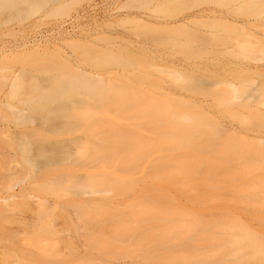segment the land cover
Returning <instances> with one entry per match:
<instances>
[{
    "label": "bare ground",
    "instance_id": "obj_1",
    "mask_svg": "<svg viewBox=\"0 0 264 264\" xmlns=\"http://www.w3.org/2000/svg\"><path fill=\"white\" fill-rule=\"evenodd\" d=\"M82 1H85L86 4L80 9V12H75L74 15L68 17L67 11ZM177 1V6L185 8L188 12L178 19H170L165 14H170L175 10V0H0V10L14 9L23 5V10L27 9L29 14L42 9L49 2H57L58 5L47 11L51 12L50 15H55L57 20L51 25L53 29L51 39L53 40H49L45 36V32L41 31L40 24L41 29L38 27V22L43 20L41 18L49 14L44 12L40 18L34 21L37 26L32 28L35 35L30 41L17 44L13 51L7 48L6 51L0 52V222H4V219L10 221L15 213L21 214L25 211L30 214V219L34 217V219L39 220L41 215L47 212L46 210L50 208H47L48 201L29 192L31 187L38 188L40 192H47L51 196L67 193L71 189L80 194H103L108 191L104 190V187L113 186L114 188L116 184L120 186L119 183H122L121 186L115 189L119 188V191H125L124 188L127 190L131 184L128 183V185L123 181L118 183L119 179L124 177L125 181H131L127 175L128 172H126L128 166L129 172L133 170L132 165L133 167L136 166L135 168L138 170L139 162L147 155L155 154L154 156H156V153L161 152L157 155V159L154 157L153 164L150 163V169L154 172L148 171L151 176L155 173L152 178L157 184L159 183L160 188L172 184L177 185V183L182 185L181 183L184 184L183 179L187 177L186 174L195 173L191 172V168L196 167L195 162L193 161V165L189 154L180 152L187 148L191 141H189V136L181 128H178L177 121L179 119L176 121L177 117L175 116L195 123L197 122L195 121L196 118L197 120L200 118L198 123H204L205 118L194 113L191 116V112H187L188 115H186L184 110L178 108L179 105L176 110L175 100H167L171 102L168 103L165 102L166 100L162 102V100L151 99L154 102L152 104L151 100L146 98L141 101H145L143 112L147 111L146 114H141V112V118H139V114V116L137 115L141 120L139 128L141 130L134 129L133 132L129 133L133 138L128 134L122 136L119 133V137L116 135L108 141H105L106 138H99L103 143L108 142L115 145V147L111 146L112 148L131 150L130 152L135 154H131L132 157L128 156L129 154H118L119 156L116 155V157L115 154H95L90 157L97 164L98 170L102 168L101 172H97L109 173L108 169L112 168L110 173L112 174L114 170L118 173V175L115 173L117 177H113L115 176L114 173L108 174L110 178L103 174L106 178L99 175L86 181L74 177L68 187L63 183V172L60 166L65 163L63 160L66 158V153L68 154V145L63 137L66 134L75 133L80 127L79 125L84 124L83 122L87 117L91 118L93 114H98L101 108L125 104L123 109L128 114L132 108L130 104L134 99L130 96L127 97L126 94L124 98L120 96L124 87L121 83L118 85L117 83L111 85L108 82L103 83L99 76H96L95 80L87 78L86 75L90 72L79 66L75 60L72 61L71 65L66 63L61 54H57V51L60 52V50L56 48V44L53 43L50 46V42L61 40L64 43H70V46L74 45L80 49L81 56L85 61L90 58L93 66L115 69L119 66L123 67L125 64V57L120 51L116 53L111 49L89 46L87 43H83V46L79 47L78 43L88 40L107 41L109 39L123 40L129 38L128 36L133 35V32H124L125 30H118V27L124 23L134 22L138 23L141 26L139 30L148 33L149 37L145 33L147 42L137 41V39L130 42L144 50L152 51L151 45L161 46L167 41L175 47L174 36L177 32L185 37L183 43L178 42L180 47L187 48L191 44L200 47L193 49L194 51L191 52L193 54L201 55L199 52L201 48H208L211 47L210 45L216 44L219 47L217 52L235 59V61H231L207 57L205 62L189 64L177 61L175 63L176 70L206 71L208 68L214 69L217 74H220L230 69L227 73L228 76H237L236 78L241 79L228 81L224 89L219 91L224 93L220 95L217 92L220 98H216L218 101L216 104L229 112L227 114L223 110L222 113H226L238 121L237 126L226 129L227 132L223 139L222 161L226 177L224 185L225 214L219 226L220 229L214 223L215 221L206 220L204 223L199 219L196 220V218L178 216L168 207L166 209L164 204L168 203V206L171 201H168L163 195L164 190H162V194H160L164 197L158 199L165 200L167 203L160 204V200L151 198L152 195L156 196L153 193L149 197L152 200L151 203L146 199L149 203L147 204L145 199H142L144 207L141 212L145 214V219L144 215H141L139 219H135L138 221H135L134 224L136 223L137 229H149V231L144 234L138 233L132 243H137L136 246L141 247L140 249L147 248L149 250L187 249L188 247L189 249H201L203 246L202 249H207L206 244L212 239V242L216 240V237L211 233H216L217 230V237L219 235L222 237L221 249H225L224 264H264V132L257 134L249 132L251 127L257 128L264 125V81L254 78V76L264 77V0ZM151 3L153 5L148 10H142L140 7ZM130 7L131 9L136 7L138 9L136 8L135 12H119L120 10L127 11ZM65 15L67 19H62L63 16L65 18ZM204 24H208L207 27H204V30H199V27ZM41 41H44L46 45L41 44ZM51 53H56V57L61 56L58 57L60 60L55 59ZM76 57L78 56L76 55ZM241 59L250 60V62H239ZM131 60L136 61L137 58ZM180 78V88L190 93H207V87L213 84L209 79H200L187 74ZM173 80L175 82V78ZM218 94L216 97H219ZM147 104L150 105L151 111L146 110L149 107ZM218 105L217 107H219ZM90 108L92 110L86 113L85 109ZM194 115L197 117L195 118ZM128 116L133 118L131 111ZM243 118L246 120L249 118L255 123H244L246 121ZM201 119L204 120L201 121ZM99 124L101 123L99 122ZM88 126L86 125L84 128L85 133L96 132L97 127L93 128V132L92 126H89L90 128ZM53 136L56 137V140L48 143ZM35 141H42L44 144L38 145ZM112 142L115 143L112 144ZM3 150L6 155H9L8 151H13V158L9 162L1 158L4 154ZM85 158L84 161H87L88 159L85 160ZM132 160L138 165L136 163L134 165ZM10 162L15 163V165L10 166ZM106 165H109V168ZM126 165L128 166L126 167ZM50 166H57L53 176H50V171H53L52 168H49ZM104 170L107 171L103 172ZM125 172L127 174H124ZM123 184H125L124 187H122ZM15 186H17L18 191L11 193ZM85 203L81 200L76 201L71 206L70 210L74 214L71 213V216L80 219L82 214L80 207H83ZM31 204L34 207H31ZM51 205L54 206L55 204L52 203ZM8 214L11 215V218L10 215L7 216ZM6 216L9 218L7 219ZM147 216L149 219L146 218ZM146 219L151 221L148 229L142 227V223ZM152 219L155 223L157 220V223L166 222L168 226L164 223H160V225L156 223L157 226L154 227L155 223ZM74 225L73 229L78 231L79 228ZM135 226H131V229L136 230ZM158 226H164V228H158ZM214 228L216 230H213ZM150 229H155V232H150L153 231ZM148 232H150L148 240L142 242V244L144 243L142 246L141 243L139 244L140 239L139 241L137 239L141 236V239L147 237ZM100 242L104 248L109 246V243L105 244L103 240ZM212 242L209 245L212 246ZM133 244L131 245L135 249L136 246ZM22 246L20 243L17 245L12 243L9 248L20 249ZM2 248L0 247V249ZM4 248L6 249V247ZM23 248L24 246L21 249ZM117 249L123 248L117 247ZM234 249L237 252L240 249L239 254H235ZM45 252L47 253L45 254ZM45 252L42 250L39 256L43 258L48 253V256L54 255L50 251L46 250ZM78 252V249H70L67 254L76 255ZM4 253L0 251V264H22L20 262L22 260H25L24 264H36L30 259H25V257H22L23 259L16 257L14 252H12L14 256ZM9 253L11 252L9 251ZM64 254L61 255L65 256L66 254ZM39 256L37 258L42 259ZM173 257L175 258V255ZM186 259L184 260V257L181 256L180 258L176 257L175 262L193 260L191 258V260L188 258L189 261Z\"/></svg>",
    "mask_w": 264,
    "mask_h": 264
},
{
    "label": "rangeland",
    "instance_id": "obj_2",
    "mask_svg": "<svg viewBox=\"0 0 264 264\" xmlns=\"http://www.w3.org/2000/svg\"><path fill=\"white\" fill-rule=\"evenodd\" d=\"M177 2L178 1L175 0V10H173V12L170 14H165V16H168L170 19H178L188 12L185 8H179L180 6H177ZM85 4V1H82L78 5L75 4V6H72L71 9L67 11L68 17L74 15L75 12H80V9L84 7ZM152 5L153 3L147 6L140 7H142V10H148ZM56 6H58L57 2H49V4H47L42 9L33 11V14H29L27 9L23 10V5L9 10L1 9L0 52L6 51L7 48L12 49L13 51L17 44H21L24 41H30V39L35 35L32 31V28H34L33 26L36 25L34 21L40 18L44 12H47L51 8ZM136 8L131 9L130 7L127 11L120 10L119 12H135L134 10ZM47 13H49L48 16L45 15V17L41 18L43 20L40 23L38 22V27L40 28L41 26L42 29H40L42 32H45V36H47L49 40H53L51 39V31L53 30L51 28V25L56 23L57 20L55 18V15H50L51 12ZM62 19H67L66 15L65 18L63 16ZM137 24L138 23L128 22L118 27V30H125L124 32L128 33L129 31L130 33L133 32V35L130 34L128 36L129 38H124L123 40H88L78 43L79 47H82L83 43H87L89 44V46L93 45L106 50L111 49L116 53L120 51L123 57H125V64L123 67L119 66L115 69L99 68L93 66L91 59L89 58L85 61L81 56L82 54L80 49L78 47H74V45L70 46V43H64L61 40L50 42V46H52L53 43L56 44V48L60 50V52L57 51V54H61L66 63L71 65L72 61L75 60L79 66L90 72V74L86 75L87 78L95 80V77L99 76L103 83L108 82L110 85L113 83H117V85L118 83H121L124 85V87L123 93L120 96L124 98L126 94L127 97L130 96L134 99V101H132L133 104H130L132 105V108H130L128 114L127 111L123 109V105L125 104L114 105V107L109 108H101L99 109L98 114H93L91 118L87 117V119L84 120L85 122H83L84 124L79 125L80 127L77 129V131H75V133L66 134L63 137L68 145V154L66 153L67 156L65 155L66 158L65 160H63L65 163H62V165L60 164V168L63 172L62 176L64 178L63 183L64 185H66V187H68L70 185L71 179H73L74 177L86 181L91 178H96V176L99 175L104 176L103 174H105V176H107L108 178V174H111L110 172L112 168H110V170L108 169L109 173L106 172L107 170L103 171L106 173H99L101 172L102 168L98 170L97 164L90 158L93 157L92 155L115 154L114 156L116 157V155L119 156L118 154H129L128 156H131V154H135L134 152H130L131 150L129 151L126 149L114 148L115 145H111L108 142L103 143L99 140V138H106L107 140L105 141H108L110 138H114V136L118 135V133L122 136H125L126 134L129 135V133L133 132L134 129L140 131L141 129L139 130V128L141 120L139 118H141L140 113H144L143 106L145 104V101H141L143 99L145 100L146 98L150 100L157 99V101L162 100V102L163 100H166L165 102L168 103L171 102L167 100H175L176 110L177 106L179 105L180 107L178 106V108L184 110L185 114L187 112H191V116L192 113H194L195 115H200L202 118H205V120L201 119V121L204 120V123H198V120H200V118H198L197 120V116L194 115L196 120L194 117L193 120L197 121L195 123L194 121L188 122L181 118H178V116H175L177 117V119H175L176 121L179 119L177 121L178 128H181L183 132L189 136V141H191L190 145L188 144L189 146L187 145L188 147L185 148L186 150L184 149L180 152L188 153L189 158H192V164L193 161L195 162L196 167L191 168V172L195 173L191 174L190 172L191 175H189V173L186 174V172L185 174L187 175V177H185L184 179L182 177V182H184V184L181 183L182 185H178L177 183V185L172 184L167 185L165 188H160L159 183L157 184V182L152 178L155 173L152 176L150 175L151 173H148L149 170L152 173L154 172L150 169V163L153 162L154 157H156L157 159V155L161 153L159 152L158 154L156 153V156H154L155 154L147 155L146 158L144 157L146 156V154H143L144 156H142L144 157V159L142 158L143 160L139 162V165L132 160L134 165H138V170H136V166L133 167L132 165V168L133 170L135 168V171L131 170L129 172V166L126 165V167L128 166L126 171L128 172V174L126 172L124 174L129 175L131 181H125L124 177H122V179H119V181L117 180L118 183L120 181H123V183L126 182V184H131L127 190L124 188L125 191H119V188L117 190L115 189L116 187L121 186L122 183H119L120 186L116 184V187L114 188L113 186L107 187L106 185L108 184H106L104 190L108 191L107 193L105 192L103 194H80L75 193L73 189H71L67 193H58L57 195L51 196V194L48 195L47 192H40L38 188L35 189V187H31L34 188L35 191L34 189L30 188L29 190L31 191L29 192H31L33 195L37 194L38 196L45 198L48 201L47 208H50L46 210L47 212H45V214L43 213L44 215H41L42 217L39 220L34 219L33 215L32 217L34 220L30 219V214L26 213L25 210V213L23 212L24 214L22 212L21 214L15 213L12 218L11 215L8 214L7 216L10 215L9 217L11 218L10 221H5L4 219V222H0V247H3L2 249H0V251H3V253L5 252L4 254L13 255L12 252H14V255H16V257L18 256L21 259H23L22 257H25V259H30L36 264H224L223 259L225 249H221L222 237L220 235L219 237H217V230L215 228L213 230H216V233H211V230L210 233L216 237V240L214 242H212L213 239L210 241L212 242V246L209 245L210 242L206 244L207 249H202L204 247L202 245L203 247L201 249H189L188 247L187 249L149 250L147 248L140 249L141 247L139 248L137 247L138 245L136 246L137 243H134L136 246H134L135 249L131 245L133 244L132 241H134L138 233L144 234L146 231H149L148 227H150L151 221L147 220L149 219L148 216L146 217L147 221L145 220V222L143 220L144 222L142 223V227L147 228L148 230L142 228L137 229V227L135 226L136 223L134 224V222L136 221L135 219H139V216L141 215H144L145 219V214H142L141 212V209L144 207V202L142 199H145V203H147L146 199H148L151 203L152 200H150L149 197L152 193L156 194L157 197L155 195V197L152 195L151 198L153 197L158 199L165 196L168 201H171L172 205H170L171 203H169V205L167 206L168 203L165 200H161L162 198L158 199L161 201L160 204L163 202L167 203L164 204L165 208L167 209L168 207L170 210H172V212H176V215L178 216L196 218V220L199 219L203 222L206 220L215 221L214 223H216L218 227L222 223V219L225 214L224 185L226 178L224 164L222 161V145L225 133L227 132L226 129L237 126L236 124L238 121L236 120V118L228 116L227 114L229 112H226V109H224L223 107L220 108V106L216 103L218 102L217 99L220 98V95L224 93L223 91H219L224 89L225 84L227 85L228 81H237L241 79L236 78L237 76H228L227 73L230 69L220 74H217V71L214 69L206 68V66V71L176 70L175 63H177V61L183 64H189L192 62H205L207 57L221 60L227 59L231 61H235V59L217 52L216 50H218L219 47L216 46V44L210 45L211 47L208 48H201V50L199 51L201 55L193 54L191 53L194 51L193 49H198L200 47L194 46L193 44L187 46L189 50L186 47H180L178 45V42L183 43L185 37L177 32H175L174 36L175 47H173L171 43H167L168 41L166 40L167 42L164 45H151L150 48L152 49V51H147L146 49L144 50L142 47H138L130 42L135 39H137V41L147 42V36L145 35L146 32H141V30H139V27L141 26L139 24L138 26ZM207 25L208 24L202 25L201 27H199V30H204V27H207ZM146 34L148 35V33ZM41 44L46 45L44 41H41ZM55 54L51 53V55H54V58L57 59L59 56L56 57ZM76 55L78 57H76ZM133 58H137V60L132 61L131 59ZM129 62L130 64H128ZM239 62L248 63L250 62V60L241 59ZM184 74L195 76L196 78L200 79H209L213 82V84L207 87L208 89L206 91L208 92L204 94L186 92L179 86V83L181 81L180 77ZM174 78L175 82L173 80ZM254 78L260 81H264V77L254 76ZM217 92H219L220 95ZM217 94L219 97H216ZM150 100H148V102H150ZM154 101L156 102V100ZM151 102L152 104L154 103L152 100ZM159 102L162 103L161 101ZM165 102L164 105H166ZM217 105L219 107H217ZM147 106H149V109L146 108V110L151 111L150 105L147 104ZM91 110L92 108L85 109V112L88 113ZM178 110L182 112V110ZM223 110L227 114L222 113ZM130 111L133 118L128 116ZM146 112L144 114H146ZM138 114L140 115L139 118ZM243 119L244 121H246L244 123H255V121L249 118H247V120L246 118ZM99 122L101 124H99ZM97 124H99L98 127ZM86 125L92 126L91 130L97 127L95 129L96 132H94L93 130L94 133H91V131L90 133L87 132L88 134L85 133L84 128L86 127ZM88 127L86 128V130L88 129ZM249 132H254V134H257L258 132L263 133L264 125L257 128L251 127V131ZM235 133L237 135V132ZM209 135H212L211 137L213 138L211 139ZM129 136L132 137L131 135ZM208 136L210 139H207L209 140L206 139V137ZM54 140H56L55 136H53L48 143L54 142ZM35 142H37L36 144L38 145L44 144L42 141ZM114 143L115 142H112V144ZM111 146L114 147L112 148ZM146 151L149 152L148 150ZM144 152L145 151H143V153ZM8 153L9 155H6L4 153L1 158L4 161L9 162L13 158V151H8ZM84 158L85 160H88L84 161ZM116 161L118 160L116 159ZM10 163V166L15 165V163L13 162ZM120 164L121 163L119 162V165ZM106 166H108L109 168V165ZM49 168L53 169V171H50V176H53V174L55 173V169H57V166H50ZM115 168L117 169V167ZM118 170L120 171V169ZM113 173L115 175L113 177H117L116 174L118 175V173L114 172V170ZM124 185L125 184H123L122 187H124ZM162 190H164V196L161 195ZM11 191V193H15L16 191H18L17 186H15ZM79 200L85 201L86 203L83 207H80V209L82 208L80 219H75V216H71L72 211L70 209L71 206ZM52 203H54L55 205L52 206ZM31 207H34V205L31 204ZM9 217H7V219ZM152 221H154V219H152ZM156 223L154 227H156L158 224L160 225V223H164L166 224V226H168L166 222H160L157 223V225ZM73 224H75L74 226L79 228L78 231L73 229ZM131 226H135L136 230L134 228L131 229ZM159 227L160 226H158V228ZM38 228H40V230H38ZM162 228H164V226ZM46 229L49 232L43 231ZM218 229H220V227ZM150 230H153L150 232H155V229ZM150 232H148V236L146 234L147 237L145 238L141 239L142 236L139 238L137 237L138 239L136 238L138 241L140 239L141 242L139 241V244L141 243V245L144 246V243L142 244V242H147V238L149 237ZM102 240L103 243L105 242V244L109 243V246L107 248H104V246L100 245V243L102 244V242H100ZM12 243L16 245L20 243L24 246V248L21 249L23 247L22 246L20 247V249H10L9 245H11ZM190 245L194 247L192 244ZM25 246H28L29 248L27 247V249H25ZM116 246L123 249H117ZM4 247H6V249ZM183 247L185 246L183 245ZM70 249H78L79 252L76 255L67 254ZM42 250H44V252L46 250L48 252L50 251V253L52 252V254L54 255L48 256V253L47 256H45L42 253L45 258L47 257V259H45L43 256V259L41 256H39ZM9 251L11 253H9ZM57 252H59L60 254H58ZM234 252L235 254H239L240 249L238 252L236 251V249H234ZM46 253L47 252H45V254ZM61 254H64L65 256ZM174 255L175 258H180V256L184 257V260L185 258H187L186 260H188V258H191L193 260H190L193 262H175V258L173 257ZM38 256L42 259H38ZM172 258H174V261H172ZM24 261L25 260H22L20 262L24 264Z\"/></svg>",
    "mask_w": 264,
    "mask_h": 264
}]
</instances>
